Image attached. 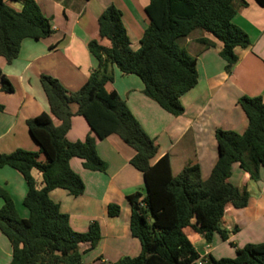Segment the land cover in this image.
I'll use <instances>...</instances> for the list:
<instances>
[{"label":"trees","instance_id":"1","mask_svg":"<svg viewBox=\"0 0 264 264\" xmlns=\"http://www.w3.org/2000/svg\"><path fill=\"white\" fill-rule=\"evenodd\" d=\"M22 3L16 11L0 0V56L8 63L15 60L24 40L40 41L53 33L50 20L35 0ZM264 7V0H255ZM244 0H150L146 7L149 26L140 47L134 50L123 21L122 12L108 7L98 20L99 35L110 47L97 40L88 44L96 70L77 92H69L53 77L42 76L41 87L49 112L27 121L29 133L39 152L16 150L0 154V168L18 171L25 180L27 193L23 201L28 218L19 216L8 193L0 187V232L12 247L10 264H83L82 245L93 250L101 240L98 223L87 233L73 231L69 216L51 199V192L61 189L73 197L83 194L85 186L73 169L71 161L80 159L91 172H103L96 139L117 135L135 155L131 165L143 176L146 195L129 197L132 212L130 230L141 244V253L107 264H264V243L248 244L237 249L235 258L201 257L185 233L191 228L207 243L218 234L230 238L224 215L228 204L236 209L248 205L249 195L229 182L232 167L240 168L258 182L264 167V98L242 97L239 102L248 120L247 130H217L218 161L210 177L203 180L199 166H187L174 177L168 156L154 161L158 148L132 115L126 103L106 86L114 81V67L123 75L137 76L144 85L145 96L173 116L184 112L181 99L199 81L197 60L182 45L195 31L211 34L223 44L221 52L225 71L230 74L238 62L235 50L248 49V35L235 25L238 6ZM202 44L213 43L202 39ZM2 90L12 92L9 83ZM77 106L73 113L72 106ZM0 110L2 107L0 106ZM75 114L82 116L96 137L71 142L68 134ZM53 118L60 124L55 125ZM44 154L45 162L39 161ZM42 174L44 186L37 189L32 171ZM142 203V205H141ZM110 217L120 214L118 206L109 207ZM193 221L196 223L194 224ZM235 232V231H234ZM233 245V244H231Z\"/></svg>","mask_w":264,"mask_h":264},{"label":"crops","instance_id":"2","mask_svg":"<svg viewBox=\"0 0 264 264\" xmlns=\"http://www.w3.org/2000/svg\"><path fill=\"white\" fill-rule=\"evenodd\" d=\"M43 14L50 20L53 33L40 41H23L18 57L8 63L0 56V154L16 150L39 152L38 144L29 133L27 121L49 112L46 96L41 87L42 76L57 79L69 92H77L96 70V63L88 51V44L97 40L105 47L111 43L99 35L98 20L103 12L114 5L122 12L131 47H140L149 20L146 7L150 0H35ZM237 3L234 23L249 37L248 49L238 48V62L230 74L225 71L221 52L223 44L211 34L195 31L182 41L188 53L196 58L199 74L198 84L181 99L184 112L173 116L145 96L142 81L134 75H123L114 67V81L106 86L115 91L126 103L146 134L154 140L158 153L154 161L168 156L174 177L187 166L197 164L203 180L214 169L219 149L216 131L223 130L242 134L247 130L248 120L239 105L242 97L264 98V7L255 0ZM16 11L22 10L17 0H4ZM213 43L207 46L201 40ZM9 83L12 92L2 90ZM77 106H72L73 113ZM55 125L60 122L53 118ZM96 137L87 121L77 114L73 116L68 139L85 141ZM99 158L105 164L103 172L87 171L83 161L73 159L71 168L82 179L85 189L81 196L56 189L51 199L69 216V224L77 233H87L93 223H98L101 240L93 250L82 245L83 264L116 263L123 258H134L141 253V244L130 230L131 204L129 197L139 193L146 195L143 174L131 165L135 152L117 135L104 140L96 139ZM39 161L45 162L44 154ZM37 189L44 186L42 174L33 170ZM229 182L249 195L248 205L236 209L228 204L224 225L231 233L228 241L218 234L211 243L188 228L186 235L198 254L216 260L235 258L237 249L248 244L264 243V167L261 179L253 181L239 164L232 167ZM0 187L12 199L22 218L29 214L23 205L27 185L23 176L9 167L0 168ZM4 201L0 199V208ZM118 206L120 214L110 217L109 207ZM195 224L196 222L193 221ZM235 231V232H234ZM233 244V245H231ZM12 247L0 232V264H10Z\"/></svg>","mask_w":264,"mask_h":264},{"label":"built area","instance_id":"3","mask_svg":"<svg viewBox=\"0 0 264 264\" xmlns=\"http://www.w3.org/2000/svg\"><path fill=\"white\" fill-rule=\"evenodd\" d=\"M141 205H142V203H141Z\"/></svg>","mask_w":264,"mask_h":264}]
</instances>
